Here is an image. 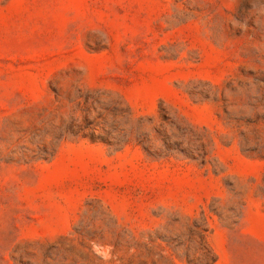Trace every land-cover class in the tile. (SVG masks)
Returning <instances> with one entry per match:
<instances>
[{
    "label": "rangeland",
    "instance_id": "1",
    "mask_svg": "<svg viewBox=\"0 0 264 264\" xmlns=\"http://www.w3.org/2000/svg\"><path fill=\"white\" fill-rule=\"evenodd\" d=\"M0 264H264V0H0Z\"/></svg>",
    "mask_w": 264,
    "mask_h": 264
}]
</instances>
